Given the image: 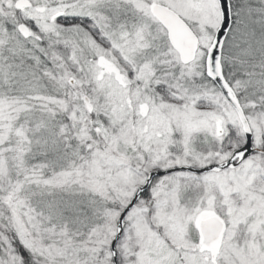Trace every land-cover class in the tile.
Returning a JSON list of instances; mask_svg holds the SVG:
<instances>
[{"label":"snow or ice","instance_id":"6c2138e0","mask_svg":"<svg viewBox=\"0 0 264 264\" xmlns=\"http://www.w3.org/2000/svg\"><path fill=\"white\" fill-rule=\"evenodd\" d=\"M0 264H264V0H0Z\"/></svg>","mask_w":264,"mask_h":264}]
</instances>
